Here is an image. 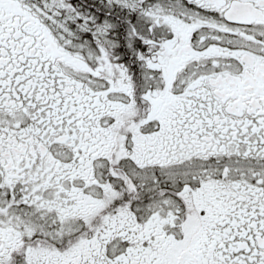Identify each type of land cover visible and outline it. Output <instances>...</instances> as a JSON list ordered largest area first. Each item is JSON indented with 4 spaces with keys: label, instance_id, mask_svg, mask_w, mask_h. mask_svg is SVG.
I'll list each match as a JSON object with an SVG mask.
<instances>
[{
    "label": "snow or ice",
    "instance_id": "obj_1",
    "mask_svg": "<svg viewBox=\"0 0 264 264\" xmlns=\"http://www.w3.org/2000/svg\"><path fill=\"white\" fill-rule=\"evenodd\" d=\"M0 264H264V0H0Z\"/></svg>",
    "mask_w": 264,
    "mask_h": 264
}]
</instances>
